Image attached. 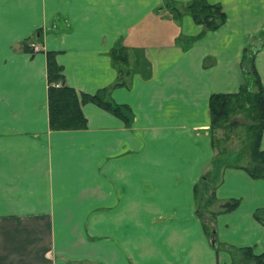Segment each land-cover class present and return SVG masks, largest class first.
Listing matches in <instances>:
<instances>
[{"label": "crops", "instance_id": "1", "mask_svg": "<svg viewBox=\"0 0 264 264\" xmlns=\"http://www.w3.org/2000/svg\"><path fill=\"white\" fill-rule=\"evenodd\" d=\"M192 1L0 0V264H242L241 250L264 253V179L244 169L247 141L218 140L245 126L213 133L208 110L211 95L238 92L264 0H204L225 14L213 31L195 23ZM47 52L67 86L105 90L121 117L87 103L85 129L50 130ZM254 58L264 87V46Z\"/></svg>", "mask_w": 264, "mask_h": 264}, {"label": "trees", "instance_id": "2", "mask_svg": "<svg viewBox=\"0 0 264 264\" xmlns=\"http://www.w3.org/2000/svg\"><path fill=\"white\" fill-rule=\"evenodd\" d=\"M186 10L192 16L195 23L203 27V31H213L219 28L225 21V14L220 6L208 4L204 0H193ZM264 46V28L258 35L254 36L251 42L243 49L240 68L243 82L236 93L214 94L208 101L211 131L225 128L226 125L233 127L236 124L227 123L234 106L240 102H246L249 106L253 124L245 129L248 130L247 145L250 148L251 162L245 171L254 179H264V150L260 149V139L264 131V87L260 77L255 70V56ZM29 50V49H28ZM111 57L115 64H124L127 61L125 49L113 50ZM46 75H47V106L48 125L50 130H83L86 127V120L82 114L81 106L87 103L94 104L111 114L121 117L120 107L112 104L104 97V91L97 93H77L73 88L67 86L62 74V68L55 60V54L46 53ZM241 105V104H239ZM214 144V143H213ZM196 191V190H195ZM208 206L214 201L211 193L210 201L204 200ZM238 205L237 200H230L220 206L221 211L229 212ZM201 217V212H196ZM211 216H214L212 214ZM202 218V217H201ZM205 231L210 233L211 220L201 219ZM212 225V224H211ZM214 237V236H213ZM216 249V243L211 244ZM245 252V260L249 264H264V253L252 254L250 249L241 250Z\"/></svg>", "mask_w": 264, "mask_h": 264}, {"label": "rangeland", "instance_id": "3", "mask_svg": "<svg viewBox=\"0 0 264 264\" xmlns=\"http://www.w3.org/2000/svg\"><path fill=\"white\" fill-rule=\"evenodd\" d=\"M239 104H241V105H239ZM248 108H249V106L246 104V102H241V103L239 102L238 106L237 105L234 106V110L230 114L227 123L236 124L233 127L245 126V128L248 127L249 125L253 124L251 114L249 113L250 110ZM225 128H230V126L226 125ZM215 131H213V133ZM229 134L230 135H226L227 138H223L224 137L223 135H218V138H221L218 140H222L224 142L226 141L225 143H229V146H228L229 148H230V145L236 147L234 145V142L240 143V145H245V143L247 141V139L245 140V138L248 137V130L237 128V129H233V131H231V133H229ZM216 141H217V139H216ZM205 197L207 198V200L210 201V198H211L210 190H208V189L206 190ZM201 215L205 216V218L203 217L205 220L210 219L209 211H207L205 213H204V211H201ZM239 253H240L241 259L243 260V261H241L242 264H249L246 262V260L244 258L246 253L243 251H240Z\"/></svg>", "mask_w": 264, "mask_h": 264}, {"label": "water", "instance_id": "4", "mask_svg": "<svg viewBox=\"0 0 264 264\" xmlns=\"http://www.w3.org/2000/svg\"><path fill=\"white\" fill-rule=\"evenodd\" d=\"M209 227H210V233H211V237L209 238V241H210V243L212 244V243H214V241H215V238L213 237L214 236V234H215V228H214V226L213 225H208Z\"/></svg>", "mask_w": 264, "mask_h": 264}]
</instances>
